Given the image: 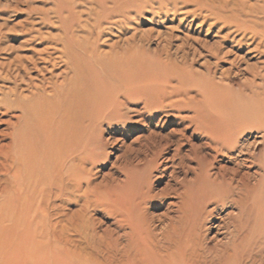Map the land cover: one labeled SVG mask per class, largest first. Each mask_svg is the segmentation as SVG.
Masks as SVG:
<instances>
[{
    "label": "bare ground",
    "instance_id": "bare-ground-1",
    "mask_svg": "<svg viewBox=\"0 0 264 264\" xmlns=\"http://www.w3.org/2000/svg\"><path fill=\"white\" fill-rule=\"evenodd\" d=\"M112 1L110 6L107 0H101L85 19L83 11L75 6L68 7L65 15L64 6L56 5L62 32L54 34L55 40L33 49L32 55L16 53L0 61V112H20L12 130H0L1 137L10 139L0 142V176L9 177H0V204L38 205L32 218L21 222L23 233L0 237V251L6 257L2 264H264V164L251 160L258 167L251 172L247 157L239 159L236 155L233 167H215L216 156L211 153L237 147V136L247 126L264 132V59L251 62L222 41L210 43L190 35L180 37L182 40L178 37L181 43L172 53L173 33L163 36L158 32V37H163L159 55L156 63L146 67L134 46L152 37V31L140 38L132 34L123 42L113 39L107 49L100 47L107 25L125 26L129 18L128 4L124 1L117 6ZM209 1L221 2L218 7L227 12L221 18L243 30L239 43L244 45L249 35L254 40L249 51L264 56V6L250 4L249 0ZM229 34H223L224 38ZM189 39L199 47L189 44ZM5 49L9 48L0 42V52ZM196 57L206 58L202 65L208 72L192 68ZM220 60L231 66L222 69L217 79L213 66ZM239 62L245 64L242 69ZM234 67L239 70L236 74L250 75L245 93L237 99L228 97L229 85L225 84ZM211 101L217 106H209ZM139 104L152 111L153 119L165 113L177 123L187 122L182 129L166 135L158 131L144 135L154 147V159L175 134L181 137L175 141L172 156L178 157L182 138L188 139L184 131L192 126L207 140L198 147L192 144L187 155L197 153V148L210 152L201 154L203 160L194 180L198 191L179 192L181 200L172 205L176 214L169 210L151 214L141 195L133 203L121 200L123 205H112L110 211L116 216L117 226L109 227L111 237L97 248L101 253L98 256L83 246L84 239L69 232L66 220L57 217V210H61L57 205L85 197L76 215L68 220L90 219L87 212L97 201L94 203L87 194L92 191L91 184L87 191L82 190L88 159L80 144L84 122L103 119L135 125L138 121H133L132 113L142 114ZM157 136L167 143L157 145ZM245 148L240 149L244 152ZM244 167L247 169L242 172ZM210 205L212 208H208ZM221 208L229 211L219 215ZM54 216L59 220L55 222ZM212 217L219 220L216 235L224 230L227 236L214 246L206 231L211 228L208 224ZM14 219L13 214L9 218L5 215L1 231L11 232ZM6 222L10 225L5 226Z\"/></svg>",
    "mask_w": 264,
    "mask_h": 264
},
{
    "label": "rangeland",
    "instance_id": "rangeland-1",
    "mask_svg": "<svg viewBox=\"0 0 264 264\" xmlns=\"http://www.w3.org/2000/svg\"><path fill=\"white\" fill-rule=\"evenodd\" d=\"M92 1L0 0V42H2V47L9 48L0 52V61L16 53L32 55L33 49L43 48L50 44L47 41L54 39V34L62 32L59 13L54 10L56 5L61 4L64 6L65 15L69 12L68 7L70 9L75 6L76 9L83 11L82 18L85 19L90 15V8L96 7L101 0ZM107 1L110 6L114 4L112 0ZM124 1L128 4L130 10L126 25H121L124 27L120 28L121 26L108 24L99 44L101 48L107 49L108 44L113 39H121L120 42H123L122 39L130 37L132 34H136L137 38H140L143 34L152 31V37L145 38L143 42H137L134 46V51L137 56H141L140 58L144 61L146 67H150L149 63H156L159 55L157 49L161 47L160 42H162L163 37H158V32H161L163 36L168 32L173 33L174 37L170 41L172 53L176 51V45L181 43V38L190 35L193 38L208 40L210 43L217 40L222 41L225 47L227 46L230 50L233 49L236 54L244 55L251 62L264 59V56L258 52L249 51L253 48L252 44L254 43L252 37L248 38L249 33L246 34L248 36L244 45L239 43L240 38L243 36V30L221 18L227 13L225 9H222V6L218 7L221 2L215 4L209 0H115V4L119 6ZM222 2H225V0ZM248 2L264 6V0H249ZM116 19H119V17H116ZM49 31L53 34L48 35L47 32ZM228 32L230 33L229 37L224 38L225 35L223 34ZM41 34H45L48 38ZM178 37H181V40ZM27 39H29V42L25 43L24 41ZM188 43L199 47V44L192 39H189ZM206 58L212 62L214 61L208 56ZM206 58L196 57L192 63V68L196 71L208 72L202 65ZM230 66L226 60H220L218 66H213L217 79L221 76L222 69ZM238 66H240L239 69H242L245 64L239 62ZM238 71L234 67V73L232 72L229 79L225 81V84L229 85L226 94L228 97L233 95L236 99L245 93L246 87L249 85L247 79L250 77L247 73L236 74L235 72ZM158 90L160 91L159 88ZM238 102L237 104L240 105L241 101ZM209 106L216 107L217 104L212 102L209 103ZM132 108H135V106ZM138 108H141L142 114L132 113L133 121H138L135 125L103 119L84 122L83 131L80 134V144L81 147L83 146V152L88 159L84 169L86 173H84L82 190L87 191L90 184L93 187L92 191L88 190L87 194L90 200L94 203L97 202L90 207L87 216L93 219L94 222L90 219L85 221L86 219L83 217L78 218L75 222L68 220L76 215L75 211L81 208L85 197L79 201L72 200L68 204L57 205L61 207V210H57L60 211L57 217H63L60 219L66 220L64 223L66 227H69V232L84 239L85 244L83 243V246L88 248H86L88 252L98 256L101 253L97 248H102L111 237L108 230L117 226L116 216L110 211L113 210L112 205H121V200L126 203H133L134 200L140 199L141 197L138 198V196L141 195L145 197L143 205L147 206L151 214L160 215L168 210L170 214H174L176 207L172 205L179 203L181 200L180 191L187 189L188 191H198V189H195L197 182L194 181L197 167L201 159L203 160L201 154L205 155L206 152H210V150H207L208 148H197V153L187 155L190 153L192 144L198 147L207 140L205 134L200 131L194 132L192 126L184 131L188 139L182 138L183 147H181V151L183 153L181 152L176 158L172 156L177 147L175 141L181 137V135L175 134L168 141L166 148L154 159L152 149L154 147L145 141L144 135L150 131H158L166 135L171 130L182 129L187 122L177 123L174 119L166 117L165 113L159 114L158 118L153 119L151 116L152 111L149 112L143 109L142 104H139ZM3 111L0 112V130L7 132L14 127L17 122V115L20 112L13 110L5 113ZM239 131L240 129H237V132ZM155 139L157 145L167 143L166 139L162 137L157 136ZM237 140V147L229 150V152L225 150L218 154L211 152L216 156L214 166L233 167L235 165L233 157L235 158L237 155L239 159L247 157L245 158L249 160L247 166H252L250 171H256L258 169L257 165L252 164L250 161L254 159L257 164H264V132L261 129L247 126L238 134ZM9 141V138L0 136L1 143H8ZM243 146L246 147L243 149L245 153L240 149ZM246 169L244 167L241 171H246ZM0 177L1 180L9 178L3 175ZM35 206L38 205H27L20 202L9 203V205L0 204V237H7L9 234L17 236L19 233H23L24 230L22 231L20 226L21 222L24 219L30 220L32 218ZM208 208H212V206L210 205ZM227 211H229V208L226 210L221 208L219 215H225ZM12 214L15 215L12 231H1L3 230L5 215L9 218ZM19 214L22 215L21 218H18ZM84 217H86V214ZM54 219L55 222L59 220L55 216ZM218 222V219L213 218L208 224L211 228L206 230L207 236L212 240L211 246L217 244L218 240L224 241L227 239L224 230H221L223 233L220 235H216L215 225ZM9 225V222L5 223V226ZM93 225L95 228L92 227ZM65 226H63V230L64 228L66 230ZM215 236L218 238L213 239ZM3 259L5 260L6 257L0 251V264L3 263Z\"/></svg>",
    "mask_w": 264,
    "mask_h": 264
}]
</instances>
